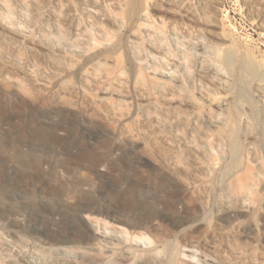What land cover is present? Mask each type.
<instances>
[{
	"label": "rangeland",
	"instance_id": "rangeland-1",
	"mask_svg": "<svg viewBox=\"0 0 264 264\" xmlns=\"http://www.w3.org/2000/svg\"><path fill=\"white\" fill-rule=\"evenodd\" d=\"M263 79L264 0H0V264H264Z\"/></svg>",
	"mask_w": 264,
	"mask_h": 264
},
{
	"label": "bare ground",
	"instance_id": "bare-ground-1",
	"mask_svg": "<svg viewBox=\"0 0 264 264\" xmlns=\"http://www.w3.org/2000/svg\"><path fill=\"white\" fill-rule=\"evenodd\" d=\"M255 68H256V67H255ZM253 73H254L255 76H258V75H259V73H258V71H257L256 69L253 70ZM261 80H262V79H261ZM263 80H264V79H263ZM68 198H69L68 200H70V201L73 199V197H68ZM96 239H99V237H96Z\"/></svg>",
	"mask_w": 264,
	"mask_h": 264
}]
</instances>
